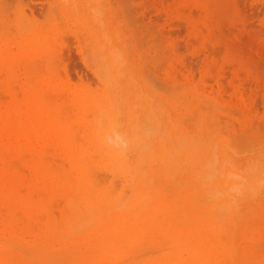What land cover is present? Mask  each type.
<instances>
[{
  "label": "rangeland",
  "instance_id": "rangeland-1",
  "mask_svg": "<svg viewBox=\"0 0 264 264\" xmlns=\"http://www.w3.org/2000/svg\"><path fill=\"white\" fill-rule=\"evenodd\" d=\"M0 110V264H264V0H0Z\"/></svg>",
  "mask_w": 264,
  "mask_h": 264
},
{
  "label": "bare ground",
  "instance_id": "bare-ground-1",
  "mask_svg": "<svg viewBox=\"0 0 264 264\" xmlns=\"http://www.w3.org/2000/svg\"><path fill=\"white\" fill-rule=\"evenodd\" d=\"M87 3H88V2H87ZM2 56H3V55H2ZM36 60H37V59H36ZM115 60H116V59H115ZM113 61H114V59H113ZM8 67H9V66H8ZM48 67H49V66H48ZM51 69H52V68H51ZM51 71H52V70H51ZM34 74H35V73H34ZM118 74H119V73H118ZM9 77H10V76H9ZM24 78H25V77H24ZM26 78H27V76H26ZM53 78H54V77H53ZM10 79H11V78H10ZM34 79H35V78H34ZM2 80H4V79H1V81H2ZM7 82H8V81H7ZM7 82H6V83H7ZM52 82H53V81H52ZM29 84H31V83H29ZM28 88H29V87H28ZM45 91H46V90H45ZM43 92H44V91H43ZM111 92H112V91H111ZM109 93H110V92H109ZM110 94H111V93H110ZM43 95H44V94H43ZM137 95H138V94H137ZM16 96H17V95H16ZM62 96H63V95H62ZM62 96H61V97H62ZM111 96H112V95H111ZM43 97H44V96H43ZM50 98H51V96H50ZM52 98H55V97H52ZM53 101H55V100H53ZM2 103H3V102H2ZM62 103H63V102H62ZM64 103H65V102H64ZM45 105H46V104H45ZM117 105H118V104H117ZM134 105H135V104H134ZM10 106H11V104H10ZM64 106H66V105H64ZM135 106H137V105H135ZM1 107H2V106H1ZM8 107H9V105H8ZM59 107H60V106H59ZM64 108H65V107H64ZM67 108H69V106H68ZM67 108H66V110H67ZM115 108H116V107H115ZM19 109H20V108H19ZM106 109H107V108H106ZM111 109H112V108H111ZM1 110H2V109H1ZM1 110H0V112H2ZM6 110H8V109L6 108ZM63 110H64V109H63ZM117 110H118V108H117ZM59 111H60V110H59ZM61 111H62V110H61ZM108 111H109V109H108ZM8 112H9V111H8ZM19 112H20V111H19ZM19 112H18V113H19ZM60 113H61V112H60ZM60 113H59V114H60ZM62 113L65 115L64 112H62ZM66 113H67V112H66ZM0 114H2V113H0ZM11 114H12V113H11ZM96 114H97V113H96ZM13 115H14V114H13ZM117 115H119V114L117 113ZM136 115H137V114H136ZM0 116H1V115H0ZM3 116H4V114H3ZM6 116H7V115H6ZM6 116H5V117H6ZM62 116H63V115H62ZM68 116H69V113H68ZM12 117L14 118V116H12ZM63 117H64V116H63ZM70 117H72V116H70ZM60 118H61V117H60ZM113 118H114V117H113ZM5 119H6V118H5ZM15 119H16V117L14 118V121H15ZM100 119H101V118H99L98 120L100 121ZM130 119H131V118H130ZM63 120H64V119H63ZM65 120H68V118L65 119ZM116 120H117V119H116ZM63 122L65 123V121H63ZM6 123H7V122H6ZM100 123H101V122H100ZM117 123H118V122H117ZM136 123H138V122L136 121ZM112 124H113V123H112ZM12 125H13V124H12ZM61 125H62V123H61ZM73 125H74V124H73ZM98 125H99V124H98ZM136 125H138V124H136ZM62 126H63V125H62ZM74 126H75V125H74ZM111 126H112V125H111ZM116 126H117V125H116ZM143 126H144V125H143ZM25 127H26V126H25ZM144 128H145V127H144ZM132 129H133V128H132ZM154 130H155V129H154ZM154 130H153V131H154ZM76 131H78V130L76 129ZM112 131H113V130H112ZM112 131H111V132H112ZM115 132H116V130H115ZM142 132H143V131H142ZM70 133H71V132H70ZM113 133H114V132H113ZM113 133H112V134H113ZM145 133H146V132H145ZM136 135H137V134H136ZM136 135H135V137H136ZM150 135H151V133H150ZM104 136H105V135H104ZM109 136H110V133H109ZM142 136H143V135H142ZM144 136H145V135H144ZM124 137H125V136H124ZM124 137H123V138H124ZM133 138H134V137H133ZM133 138H132V139H133ZM137 138H138V137H137ZM165 138H166V137H165ZM77 139H78V137H77ZM148 139H149V138H148ZM112 140H113V139H112ZM116 140H117V139H116ZM121 140H122V139H121ZM144 140H145V139H144ZM146 141H147V140H146ZM161 141H162V140H161ZM164 141H165V140H164ZM184 141H186V140H184ZM191 141H192V140H191ZM134 142H135V141H134ZM132 143H133V142H132ZM137 143H138V142H137ZM137 143H136V144H137ZM142 143H143V142H142ZM187 143H188V141H187ZM84 144H85V143H84ZM127 144H128V143H127ZM88 145H89V144H88ZM106 145H107V143H106ZM139 145H140V144H139ZM149 145H150V144H149ZM191 145H192V142H191ZM115 146H116V145H115ZM134 146H135V145H134ZM140 146H141V145H140ZM138 147H139V146H138ZM146 147H147V146H146ZM148 147H149V146H148ZM186 147H188V146H186ZM193 147H194V146H192V148H193ZM50 148H51V147H50ZM117 148H118V147H117ZM192 148H191V149H192ZM145 149H146V148H145ZM145 149H144V150H145ZM149 149H150V148H149ZM193 149H194V148H193ZM27 150H28V149H27ZM50 150H51V149H50ZM102 150H103V149H102ZM181 150H185V151H186V150H188V149H185V146H184L183 149H181ZM10 151H11V150H10ZM32 151H34V150H32ZM108 151H109V150H108ZM142 151H143V149H142ZM147 151H148V149H147ZM147 151H145V153H146ZM191 151H192V150H191ZM4 152H6V151H4ZM59 152H60V151H59ZM115 152H117V151L115 150ZM165 152H168V151H165ZM181 152H182V151H181ZM32 153H33V152H32ZM56 153H57V152H56ZM117 153H118V152H117ZM143 153H144V152H143ZM143 153H142V154H143ZM145 153H144V154H145ZM192 153H193V152H192ZM41 154H42V150H41ZM142 154H141V156H142ZM163 154H164V153H163ZM180 154H182V153H180ZM31 155H32V154H31ZM48 155H49V154H48ZM119 155H121V154L119 153ZM148 155H149V154H148ZM189 155L192 156L193 154H192V155L189 154ZM33 156H34V155H33ZM43 156H44V155H43ZM141 156H140V157H141ZM165 156H166V154H165ZM169 156H170V155H169ZM169 156H168V157H169ZM31 157H32V156H31ZM47 157H48V156H47ZM50 157H51V156H50ZM122 157H125V156L123 155ZM163 157H164V156H163ZM19 158H21V157H18V159H19ZM45 158H46V157H45ZM51 158H52V157H51ZM125 158H126V157H125ZM138 158H139V157H138ZM152 158H154V157H152ZM164 158H165V157H164ZM164 158H163V159H164ZM188 158H189V157H188ZM42 159H43V158H42ZM118 159L120 160L119 156H118V158H117V161H119ZM150 159H151V158H150ZM163 159H162V160H163ZM168 159H169V161H170V157H169ZM168 159H167V161H166L167 163H169V162H168ZM186 159H187V158H186ZM189 159H190V158H189ZM16 160H17V159H16ZM25 160H26V159H25ZM31 160H33V159H31ZM138 160L141 162L142 159L139 158ZM145 160H146V159H145ZM148 160H149V159H148ZM171 160H172V159H171ZM187 160H188V159H187ZM22 161H23V160H22ZM28 161H30V160H29V157H28ZM163 161H164V160H163ZM184 161H185V159H184ZM191 161H192V158H191ZM20 162H21V160H20ZM119 162H120V161H119ZM16 163H17V162H16ZM29 163H30V162H29ZM31 163H32V162H31ZM88 163H89V162H88ZM154 163H155V162H154ZM182 163H183V162H182ZM184 163H185V162H184ZM184 163H183V164H184ZM11 164H12V163H11ZM26 164H27V163H26ZM54 164H55V163H54ZM112 164H113V163H112ZM125 164H126V163H125ZM30 165H31V164H30ZM41 166H42V165H41ZM89 166H90V165H89ZM92 166H93V165H92ZM5 167H6V165H5ZM11 167H12V166H11ZM51 167H52V166H51ZM54 167H55V166H54ZM56 167H57V166H56ZM56 167H55V168H56ZM61 167H62V166H61ZM90 167H91V166H90ZM124 167H125V166H124ZM6 168H7V167H6ZM30 168H31V167H30ZM40 168H41V167H40ZM57 168H60V167H57ZM126 168H128V167H126ZM17 169H18V168H17ZM45 169H46V168H45ZM32 170H33V169H32ZM40 170H41V169H40ZM46 170H47V169H46ZM56 170H57V169H56ZM91 170H93L92 167H91ZM91 170H90V171H91ZM66 171H67V170H66ZM93 171H94V170H93ZM16 172H17V171H16ZM34 172H35V171H34ZM39 172H41V171H39ZM44 172H46V171L44 170ZM47 172H48V171H47ZM53 172H54V171H53ZM57 172H58V171H57ZM60 172H61V171H60ZM68 172H69V171H68ZM91 173H92V172H91ZM27 174H28V173H27ZM35 174H36V173H35ZM30 175H31V174H30ZM32 175H33V174H32ZM36 175H37V174H36ZM38 175H39V174H38ZM67 175H68V174H67ZM88 175H90V174H88ZM92 175H93V173L91 174V176H92ZM167 175H170V174L168 173ZM167 175H165V176H167ZM16 176H17V175H16ZM45 176H46V175H45ZM55 176H56V175H55ZM100 182H101V183H104V182H102V181H100ZM12 186H14V185H12ZM36 186H37V185H36ZM70 186H71V185H70ZM97 186H98V185H97ZM16 187H17V186H16ZM94 187H95V186H94ZM13 189H14V188H13ZM14 191H15V190H14ZM122 191H123V190H122ZM56 192H58V191H56ZM107 192H108V191H107ZM54 193H55V192H54ZM114 193H115V192H114ZM66 194H67V193H66ZM126 194H127V193H126ZM68 195H69V194H68ZM106 195H108V194H106ZM58 196H59V195H58ZM64 196H65V195H64ZM125 196H126V195H125ZM44 197H45V196H44ZM107 197H108V196H107ZM123 197H124V196H123ZM156 197H157V196H156ZM149 198H150V197H149ZM51 199H52V198H51ZM53 199H54V198H53ZM53 199H52V200H53ZM123 199H124V198H123ZM78 201H79V200H78ZM101 201H102V199H101ZM105 201H107V200H105ZM120 201H121L122 204L124 205V203H123V201H122V196H121ZM120 201L117 202L116 206H119V205H120V203H121ZM43 202H44V201H43ZM79 202H80V201H79ZM147 202H148V201H147ZM77 203H78V202H77ZM77 203H76V204H77ZM30 204H31V203H30ZM72 204H75V203H73V201H72ZM143 204H144V203H143ZM69 205L71 206V203H69ZM87 205H88V204H87ZM123 205H122V206H123ZM126 205L128 206V203H127ZM79 206H80V205H79ZM97 206H98V205H97ZM114 206H115V204H114ZM116 206H115V207H116ZM77 207H78V206H77ZM99 207H100V206H98V208H99ZM115 207H114V208H115ZM119 207H120V206H119ZM142 207H143V206H142ZM70 208H71V207H70ZM73 208H74V207H73ZM87 208H88V207H87ZM102 208H103V207H102ZM104 208H106V207H104ZM116 208H117V207H116ZM124 208H125V207H124ZM117 209H118V208H117ZM140 209H141V208H140ZM27 210H28V209H27ZM29 210H30V209H29ZM31 210H32V208H31ZM41 210H42V209H41ZM77 210H78V209H77ZM92 210H93V209H92ZM92 210H90V212H93ZM100 210H101V209H100ZM108 210H109V209H108ZM87 211H88V209H87ZM44 212H45V211H44ZM88 212H89V211H88ZM90 212H89V213H90ZM97 212H98V211H97ZM110 212H111V211H110ZM112 212H113V211H112ZM76 214H77V213H76ZM91 214H92V213H91ZM80 215H81V214H80ZM84 215H85V214H84ZM84 215L82 214V216H80V217H83ZM94 215H95V214H94ZM106 215H107V214H106ZM86 216H87V215H86ZM90 216H92V215H90ZM107 216H109V215H107ZM48 217H49V216H48ZM34 218H35V217H34ZM99 218H100V217H99ZM99 218H98V219H99ZM36 219H37V218H36ZM45 219H46V218H45ZM45 219H44V220H45ZM76 219H77V218H76ZM78 219H79V218H78ZM95 219H96V218H95ZM98 219H97V220H98ZM34 220H35V219H34ZM51 220H52V219H51ZM69 221H70V220H69ZM78 221H79V220H78ZM84 221H85V220H84ZM85 222L88 223V220L85 221ZM90 222H91V221H90ZM93 222H94V221H93ZM51 223H52V221H51ZM70 223H71V222H70ZM83 223H84V222H83ZM97 223H98V222H97ZM60 224H61V223H60ZM92 224L94 225V223H92ZM47 225H48V223H47ZM47 225H46V226H47ZM69 225L71 226V224H69ZM100 225H101V224H100ZM51 227H52V226H51ZM60 227H61V226H60ZM91 227H92V226H91ZM89 228H90V227H89ZM59 229H60V228H59ZM69 229H72V228H69ZM84 229H85V228H84ZM118 229H119V228H118ZM57 230H58V228H57ZM57 230H56V231H57ZM62 230H63V229H62ZM86 230H87V229H86ZM45 231H46V230H45ZM51 231H52V230H51ZM72 231H73V230H72ZM63 232H64V231H63ZM70 232H71V231H70ZM70 232H69V233H70ZM66 233H67V232H66ZM66 233H65V234H66ZM54 234H55V233H54ZM54 234H53V235H54ZM61 234H62V233H61ZM70 234H71V233H70ZM62 235H64V234H62ZM62 235H60V236H62ZM68 235H69V234H68ZM125 254H126V253H125ZM128 255H129V254H128ZM125 256H126V255H125Z\"/></svg>",
  "mask_w": 264,
  "mask_h": 264
},
{
  "label": "clouds",
  "instance_id": "clouds-1",
  "mask_svg": "<svg viewBox=\"0 0 264 264\" xmlns=\"http://www.w3.org/2000/svg\"><path fill=\"white\" fill-rule=\"evenodd\" d=\"M229 178L230 179H237V180L240 179L239 177H235V176H231V175L229 176ZM238 190H239L238 186L233 187V191H238Z\"/></svg>",
  "mask_w": 264,
  "mask_h": 264
}]
</instances>
